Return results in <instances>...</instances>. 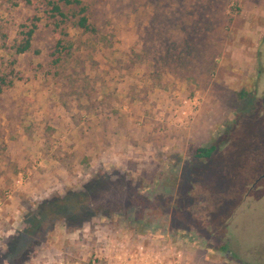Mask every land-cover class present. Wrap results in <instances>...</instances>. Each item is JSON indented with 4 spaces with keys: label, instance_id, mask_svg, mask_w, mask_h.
Segmentation results:
<instances>
[{
    "label": "rangeland",
    "instance_id": "rangeland-1",
    "mask_svg": "<svg viewBox=\"0 0 264 264\" xmlns=\"http://www.w3.org/2000/svg\"><path fill=\"white\" fill-rule=\"evenodd\" d=\"M83 3L98 32L64 24L56 64L48 0H0V264L80 259L105 237L264 264V0Z\"/></svg>",
    "mask_w": 264,
    "mask_h": 264
},
{
    "label": "trees",
    "instance_id": "trees-1",
    "mask_svg": "<svg viewBox=\"0 0 264 264\" xmlns=\"http://www.w3.org/2000/svg\"><path fill=\"white\" fill-rule=\"evenodd\" d=\"M31 3V0H27ZM48 5L50 8L48 11L49 18L53 19L54 28L59 30V37L54 45L52 51V56L54 57L53 61L56 64H60L62 61H65L69 55L72 54L73 44L71 42L65 41L64 35L65 26L68 22H72L78 29H82L85 32L97 33L98 28L94 23L90 21L88 14V6L83 3V0H48ZM64 7L69 8L70 10H65ZM41 20V17L34 15L31 18V27L28 30L24 31L23 40L16 45L15 52L17 54H22L29 51L33 46L34 35L38 29V22ZM23 26L27 27L28 25L24 24ZM12 73H3L0 74V93L4 92L6 89L14 85V77ZM241 97L244 98L247 95L246 91L240 93ZM218 146L212 144L210 146H200L195 149L194 157L195 158H211L217 152ZM109 214H104V218H110ZM111 215V214H110ZM222 250H226V246H221Z\"/></svg>",
    "mask_w": 264,
    "mask_h": 264
},
{
    "label": "built area",
    "instance_id": "built-area-1",
    "mask_svg": "<svg viewBox=\"0 0 264 264\" xmlns=\"http://www.w3.org/2000/svg\"><path fill=\"white\" fill-rule=\"evenodd\" d=\"M101 240L95 253L75 260L62 258L57 264H184L183 252H174L168 247L156 249L144 243L120 244L113 237Z\"/></svg>",
    "mask_w": 264,
    "mask_h": 264
},
{
    "label": "water",
    "instance_id": "water-1",
    "mask_svg": "<svg viewBox=\"0 0 264 264\" xmlns=\"http://www.w3.org/2000/svg\"><path fill=\"white\" fill-rule=\"evenodd\" d=\"M262 102H263V105H264V94H263V97H262Z\"/></svg>",
    "mask_w": 264,
    "mask_h": 264
},
{
    "label": "flooded vegetation",
    "instance_id": "flooded-vegetation-1",
    "mask_svg": "<svg viewBox=\"0 0 264 264\" xmlns=\"http://www.w3.org/2000/svg\"><path fill=\"white\" fill-rule=\"evenodd\" d=\"M263 177H264V175H263Z\"/></svg>",
    "mask_w": 264,
    "mask_h": 264
}]
</instances>
